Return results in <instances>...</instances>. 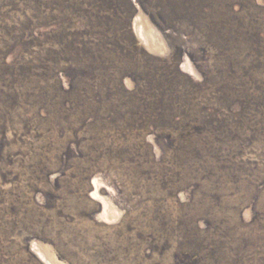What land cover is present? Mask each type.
<instances>
[{"label": "rangeland", "instance_id": "rangeland-1", "mask_svg": "<svg viewBox=\"0 0 264 264\" xmlns=\"http://www.w3.org/2000/svg\"><path fill=\"white\" fill-rule=\"evenodd\" d=\"M0 264H264V0H0Z\"/></svg>", "mask_w": 264, "mask_h": 264}, {"label": "trees", "instance_id": "trees-1", "mask_svg": "<svg viewBox=\"0 0 264 264\" xmlns=\"http://www.w3.org/2000/svg\"><path fill=\"white\" fill-rule=\"evenodd\" d=\"M139 4H141V6H142V3L139 2Z\"/></svg>", "mask_w": 264, "mask_h": 264}]
</instances>
